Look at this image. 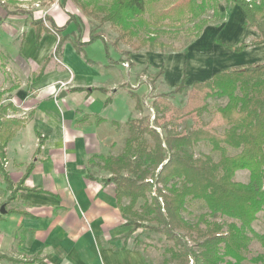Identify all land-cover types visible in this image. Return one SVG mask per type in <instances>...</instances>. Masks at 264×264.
Returning <instances> with one entry per match:
<instances>
[{
	"label": "crops",
	"instance_id": "obj_1",
	"mask_svg": "<svg viewBox=\"0 0 264 264\" xmlns=\"http://www.w3.org/2000/svg\"><path fill=\"white\" fill-rule=\"evenodd\" d=\"M59 1L45 10L33 9L31 16L0 14V52L11 88L10 102L0 105H11L5 117L22 122L0 163V188L6 192L0 227L8 229L9 239L1 241L10 245L0 256L14 264H146L126 239L131 228L116 204L110 175L92 165L123 148L127 138L126 123L133 117V54L127 57L128 67L123 60L117 63L121 55L112 48L115 55L109 51L108 63L99 40L77 54L71 41L76 36L88 40L89 21L71 0ZM219 11L226 16L224 23L207 26L183 53L156 54L155 60L146 54L137 61L162 69L164 88L174 65L178 71L172 90L183 73L190 86L224 69L264 63V45L235 54L214 43L235 46L243 43L242 35L244 42L257 36L242 27L245 16L239 7L221 5ZM38 20L47 27L51 22L65 38L55 57L59 39L46 32L37 38L31 23ZM231 29L226 40L218 39ZM202 41L206 47L199 45ZM120 68L127 69V82ZM58 83L65 87L58 90Z\"/></svg>",
	"mask_w": 264,
	"mask_h": 264
},
{
	"label": "trees",
	"instance_id": "obj_2",
	"mask_svg": "<svg viewBox=\"0 0 264 264\" xmlns=\"http://www.w3.org/2000/svg\"><path fill=\"white\" fill-rule=\"evenodd\" d=\"M90 1L93 0H71L84 17L98 21L99 25L109 24L118 32L111 45L113 49L120 42H125L131 43L132 52H125L127 57L145 47L151 51L158 50L163 58L166 57L164 46L149 40L134 41L135 32L130 28V21L143 15L145 0H94L103 3L93 6H90ZM222 2L239 7L245 16L242 27L255 30L257 36L235 46L218 40L214 43L235 54L264 45V0H180L171 11L186 12L196 19L200 13L210 9L215 17L220 18L219 4ZM31 25L37 38L42 32L58 37L55 57L65 41L61 31L51 22L48 27L41 20L33 21ZM208 25L207 20H200L195 25L194 40ZM97 40L102 42L105 56L111 62L109 46L100 33L91 31L87 41L83 42L76 36L71 42L75 52L83 54L84 48ZM122 62L119 60L117 63ZM159 74H163L162 69L156 73ZM186 78L183 73L180 83L170 93L190 89L191 96L186 105L175 109L168 101L169 94L156 96L151 103L152 121L146 117L128 120L127 138L121 153L116 157L102 158L100 169L110 175L116 204L126 226L146 221L157 224L158 227L148 226V229L162 232L178 248L179 264H189L190 261L191 264H219L225 257L240 261L239 250L248 243L242 230L251 232L257 214L264 213V63L224 69L210 79L193 82L190 86L185 85ZM129 95L134 99L135 108L139 109V98L134 93ZM214 97L227 98L226 105L216 110L217 125L222 128V133L216 136L217 141L240 152L225 163L208 165L187 151L193 144L208 139V133L198 128L178 131L173 120L200 119L207 111V100ZM10 106L0 105V163L5 157L6 144L22 125L19 120L5 117ZM239 170L250 173L248 184L232 180ZM188 199L203 201L210 215L236 220L241 227L233 223L226 232H222L220 225L204 221L207 214L200 216L196 224L186 222L182 211ZM124 200L126 204H123ZM139 201H144V204L136 209ZM200 223L206 224L204 229L200 228ZM254 238L264 247V234ZM1 259L6 258L0 256Z\"/></svg>",
	"mask_w": 264,
	"mask_h": 264
},
{
	"label": "rangeland",
	"instance_id": "obj_3",
	"mask_svg": "<svg viewBox=\"0 0 264 264\" xmlns=\"http://www.w3.org/2000/svg\"><path fill=\"white\" fill-rule=\"evenodd\" d=\"M55 1L58 2L59 0H53L51 4L31 2L30 0H0V14L20 15L27 13L31 16L33 9L45 10L55 3ZM179 1L180 0H145V10L143 15L134 21H130V28L135 32L134 41L138 42L140 40H149L150 42L160 44L164 46L163 54L166 56L173 53H183L194 42V34L197 30L195 25L199 23L200 20L209 21L208 27L210 25L216 27L220 26L225 21V14H221L220 18L215 17L210 9L200 13L196 19L189 17V14H186V12L176 13L171 11V9ZM97 3L102 4L103 2H96L94 0L89 2L90 6ZM36 4L38 7H36ZM221 5L228 6L229 4L222 2L219 6ZM87 20L90 24V32L96 31L97 33H100L105 38L109 46V51H111L114 56L115 51L112 49L111 45L117 38L118 32L115 29H112L109 24L99 25L98 21H93L89 18H87ZM232 31V29L229 31L226 30L225 33L218 36V39H221L222 41L226 40L232 34ZM241 38H243L242 42L246 39L243 35L239 37V39ZM130 44L131 43L127 44L125 42H120L116 48H114L119 50L121 60L127 63L128 67L130 66L129 58H127L125 52H132ZM199 45H202L201 47H206L204 41L200 42ZM146 54L150 57L153 56L152 59L155 60L157 59L155 55L161 53H159L158 50L151 51L148 47H145L137 52L133 51V93L139 98L140 105L139 109H136L133 99V117L131 119L146 117L152 121L153 110L151 109V103L156 96L169 94L168 101L170 105L175 109H181L186 105L188 99L190 98L191 91L190 89H187L177 94H170L172 92L170 85L175 80L178 71L177 68L175 69L174 65H172L168 81H165L166 86L164 88L161 81V79H163V75H156L159 71V67L153 70L150 68L149 63L143 64L137 61V59L140 58L139 56L144 57ZM6 66V57L0 52V104L4 105L9 103L11 98V95L9 94L11 88H8L10 84V74ZM120 69L123 76V82H127V69ZM124 88L125 84L122 85L121 89ZM127 99L130 100L129 97H127ZM226 103L227 98L225 97L210 98L207 100V111L200 119H197L196 121L184 118L176 121L175 119L173 120L178 131L183 129L198 128L203 129L202 131L205 130V132L208 133L210 136L208 139L193 144L191 148L187 150L195 159H202L208 165L225 163V160H229L231 157L240 152L239 149H231L222 144L217 141L216 138L217 135L222 133V128L217 125L218 116L216 110L224 107ZM170 114L173 113L170 112L169 115ZM121 151L122 148L118 150L116 149L115 151L112 150V154L96 158L98 163L92 161V165L98 166L99 171L102 172L100 169V166L102 165V158L116 157L121 153ZM232 180L237 183L248 184L250 181V173L246 170L236 171ZM5 198L6 192L3 188H0V207L4 206L3 204L5 202ZM126 203L127 201L124 200L123 204ZM143 204L144 201H139L136 209H140ZM204 214H207L204 221L209 224L216 223L220 225L222 232H226L227 227L233 223L236 224L237 227H241L240 223L236 220L221 215H210L203 201L192 199H188L186 201L182 211V217L186 222L196 224L199 222L200 216ZM136 224L138 225L136 226ZM136 224L130 227L131 231L126 239L130 237L133 249H136L142 254L146 264H179V260L177 258L179 253L178 248L175 247L171 241H168L162 232L158 233L148 229V226L158 227L157 224L149 221L137 222ZM205 225V223H200L199 226L204 229ZM161 230H163V228H161ZM242 231V233L248 238V243L239 250L240 261L232 257H225L219 264H264V247L261 246L254 238L255 235L264 234V213L260 212L257 214L256 220L251 225V232L245 229ZM7 232L8 229L6 227H0V253L6 251L10 247L9 243H2L1 241L3 236L8 239L6 235ZM16 232L17 231L13 232L14 236H16ZM189 246H192V244H189ZM195 249L197 248L195 247ZM0 264L14 263H9L6 259H1ZM189 264H191V261Z\"/></svg>",
	"mask_w": 264,
	"mask_h": 264
},
{
	"label": "built area",
	"instance_id": "obj_4",
	"mask_svg": "<svg viewBox=\"0 0 264 264\" xmlns=\"http://www.w3.org/2000/svg\"><path fill=\"white\" fill-rule=\"evenodd\" d=\"M36 7H38V5L36 4ZM44 17V16H43ZM125 66H127V65H125ZM65 87V84H63V83H58L57 84V89L59 90V89H62V88H64Z\"/></svg>",
	"mask_w": 264,
	"mask_h": 264
},
{
	"label": "water",
	"instance_id": "obj_5",
	"mask_svg": "<svg viewBox=\"0 0 264 264\" xmlns=\"http://www.w3.org/2000/svg\"><path fill=\"white\" fill-rule=\"evenodd\" d=\"M0 215H5V209H4V206H1L0 207ZM138 224H136L137 226Z\"/></svg>",
	"mask_w": 264,
	"mask_h": 264
}]
</instances>
